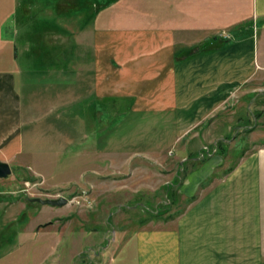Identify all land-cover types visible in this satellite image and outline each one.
<instances>
[{
  "label": "crops",
  "instance_id": "0c3cea01",
  "mask_svg": "<svg viewBox=\"0 0 264 264\" xmlns=\"http://www.w3.org/2000/svg\"><path fill=\"white\" fill-rule=\"evenodd\" d=\"M193 143L212 153L176 185L185 208L115 233L101 264H264V0H0V161L41 175L39 156L81 148L78 189L101 196V173L126 179L111 175ZM49 206L37 229L15 226L14 264L77 254L39 234L63 207Z\"/></svg>",
  "mask_w": 264,
  "mask_h": 264
},
{
  "label": "rangeland",
  "instance_id": "374dc122",
  "mask_svg": "<svg viewBox=\"0 0 264 264\" xmlns=\"http://www.w3.org/2000/svg\"><path fill=\"white\" fill-rule=\"evenodd\" d=\"M133 119L132 117L128 119L118 117L117 127L123 128L125 125L131 124ZM136 119L139 120V118ZM107 128L109 130V127ZM87 133L89 135L91 132L87 131ZM241 133L235 132L236 137L240 135L241 138ZM102 135L103 140H105V137L109 136V131H103ZM243 135L247 137L246 133H243ZM86 139L89 141L90 136ZM246 144H240L238 147L234 145L229 149L224 148L222 151L227 152L226 154H224L225 152L222 153L227 157H236L244 151ZM42 151H46L45 146H42ZM69 152L65 155L61 154L53 161H51L52 157H47L46 153L39 156L40 159L36 160L33 165H36L34 171L40 170L41 175H29L28 170L25 173L10 164L11 174L4 178L11 177L14 174L19 175V177L9 187L3 188L1 186L2 182L0 183V188L4 190L0 197V264H14L15 262L13 257L8 255L13 252V250L9 251V247L12 245L10 243H14L11 237H15L13 236L15 226L24 229L31 220L33 230H35L40 227L38 223H43L47 219V216H44L41 210L57 208L49 205L44 206L45 204L33 201L32 198L46 199L59 196L66 197L67 204L56 211L59 212L55 214L57 217L52 218L55 225L51 228H43L39 234L50 231L47 233L50 234V237L56 239L58 236V238L63 237L62 240L60 239L61 241L53 240L54 242L51 245L56 246L55 252H60V254L64 249V258L66 252H70L71 255L77 253L73 260H69L68 264H101L102 253L115 233L117 235L132 226H143L151 219L172 220L176 217L188 203V199L177 193L176 185L179 180L189 176L194 158H202L212 153L210 147L201 148L198 151L194 148L193 143L184 151L179 147L166 150V156L159 160L157 157L147 159L148 165L141 164L140 169L142 168V171H135L132 175L130 172L126 174L129 166L126 169L124 166L123 169L117 171L118 173L114 171L111 175H123L127 177L126 179L106 180L109 175H105L109 173L103 172L101 173L104 175L101 178L105 180H103V188L108 190L105 194L96 196L91 195L87 189H82V191L78 189L77 182L82 178L80 175L82 166L79 164L80 159L74 156L73 153H81L83 150L81 148L73 150L72 148ZM181 155H185V159H181L179 162L178 158ZM175 156L179 157L176 158ZM215 156L219 157V155ZM123 183H125V186H122ZM114 185H117V187L115 188ZM9 190H20V193L16 192L15 194ZM16 200L20 201L21 204L14 206L16 209H13L12 212L9 209L10 211L7 210V213L2 214L3 208L13 206V204H8ZM20 206L23 209H21L22 212L18 213L17 208H20ZM32 206L33 209H31ZM83 236L86 237L84 245L81 244L84 239ZM97 236L98 238L94 240ZM99 237H101V240ZM89 242H92V244H89ZM88 245H91V249L88 248ZM17 252H21V248L16 249L15 253ZM29 254L27 252L23 254L22 263L29 264L31 255ZM70 257L72 258V256ZM45 258V256H38L37 259L36 256L37 264H50L52 262ZM61 264L67 263L63 260Z\"/></svg>",
  "mask_w": 264,
  "mask_h": 264
},
{
  "label": "water",
  "instance_id": "95a60500",
  "mask_svg": "<svg viewBox=\"0 0 264 264\" xmlns=\"http://www.w3.org/2000/svg\"><path fill=\"white\" fill-rule=\"evenodd\" d=\"M11 173V168L8 163L0 161V178H4L8 176ZM33 201L39 202L41 204L45 205H51V206H63L67 204V198L64 196H59L57 198H40V197H34L32 198Z\"/></svg>",
  "mask_w": 264,
  "mask_h": 264
},
{
  "label": "built area",
  "instance_id": "2783aa9c",
  "mask_svg": "<svg viewBox=\"0 0 264 264\" xmlns=\"http://www.w3.org/2000/svg\"><path fill=\"white\" fill-rule=\"evenodd\" d=\"M87 202H89L88 200H86Z\"/></svg>",
  "mask_w": 264,
  "mask_h": 264
}]
</instances>
